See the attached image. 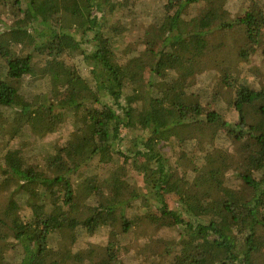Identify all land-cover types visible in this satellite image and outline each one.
<instances>
[{
    "label": "trees",
    "instance_id": "16d2710c",
    "mask_svg": "<svg viewBox=\"0 0 264 264\" xmlns=\"http://www.w3.org/2000/svg\"><path fill=\"white\" fill-rule=\"evenodd\" d=\"M263 241L264 0H0V264H252Z\"/></svg>",
    "mask_w": 264,
    "mask_h": 264
},
{
    "label": "rangeland",
    "instance_id": "374dc122",
    "mask_svg": "<svg viewBox=\"0 0 264 264\" xmlns=\"http://www.w3.org/2000/svg\"><path fill=\"white\" fill-rule=\"evenodd\" d=\"M240 1H246V0H240ZM215 25H216V22H214L212 19H205V18H202L201 21H198V22L191 24L193 30L209 29V28L214 27ZM124 40L128 41L127 39H124ZM211 48L212 47H209L206 50L205 57L197 65L198 82H200L207 89L208 92L211 91V87H210L208 81L206 79H202V77L204 76L203 74L205 73L204 68L207 66L208 61H209L210 56H211ZM177 70L179 72L183 73L185 70V65L184 64L180 65ZM227 117L230 120H233L236 118V115L235 114H233V115L229 114V116H227ZM219 154H220L219 151H215L212 155L207 156L206 159H204L203 163L208 164L209 166H217L216 161H218V159H219ZM228 188H230V187H228ZM228 188H226L224 190L213 189L212 193L215 195L216 198H218L220 200H224V198L226 196L231 197L232 195H234L235 197H239L242 194L238 190H236L235 188H233V189L232 188L228 189ZM240 198L243 200L247 199L246 196H244V197L240 196ZM114 219H115V217H114ZM112 222H113V224H115V222L111 220L110 223H112ZM116 225L118 227L120 226L119 220L116 223ZM103 232L87 237L85 239V241L82 243L83 246H85L91 250L92 255H95L96 253H101L102 251H104V249H105L104 246L106 245V243L109 240H112L114 238L111 234H108L106 231H103ZM69 250H70V246L68 243H65L64 245H63V243H61L59 245V247H57L56 257H57V254H58V257L56 259L58 260V262L62 261L61 263H63L64 261L69 260V256L71 254V252ZM63 264H68V262L63 263ZM252 264H264V241H263V244H261L259 246L257 251H255V253L253 255V259H252Z\"/></svg>",
    "mask_w": 264,
    "mask_h": 264
}]
</instances>
